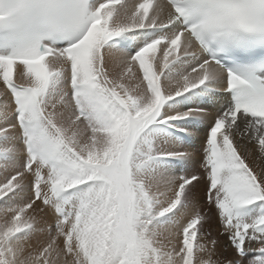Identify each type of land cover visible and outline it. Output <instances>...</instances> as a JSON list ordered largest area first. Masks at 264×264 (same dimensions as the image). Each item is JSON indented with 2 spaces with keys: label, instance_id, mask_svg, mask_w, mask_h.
<instances>
[{
  "label": "snow or ice",
  "instance_id": "obj_1",
  "mask_svg": "<svg viewBox=\"0 0 264 264\" xmlns=\"http://www.w3.org/2000/svg\"><path fill=\"white\" fill-rule=\"evenodd\" d=\"M0 264H264V0H0Z\"/></svg>",
  "mask_w": 264,
  "mask_h": 264
},
{
  "label": "rangeland",
  "instance_id": "obj_2",
  "mask_svg": "<svg viewBox=\"0 0 264 264\" xmlns=\"http://www.w3.org/2000/svg\"><path fill=\"white\" fill-rule=\"evenodd\" d=\"M201 133H202V132H200V134H198V133H196V132H193L192 134H193V137L199 135V136H198L199 139L202 140V138H203V133H202V135H201ZM197 144L199 145V140H197ZM198 145H197V146H198Z\"/></svg>",
  "mask_w": 264,
  "mask_h": 264
},
{
  "label": "bare ground",
  "instance_id": "obj_3",
  "mask_svg": "<svg viewBox=\"0 0 264 264\" xmlns=\"http://www.w3.org/2000/svg\"><path fill=\"white\" fill-rule=\"evenodd\" d=\"M202 133H203V132H202ZM202 133H201V135H202ZM198 134H200V132H199ZM197 136H199V135H197ZM197 136H194V138L197 137ZM196 142H197V141H196ZM197 145H198V144H197Z\"/></svg>",
  "mask_w": 264,
  "mask_h": 264
}]
</instances>
